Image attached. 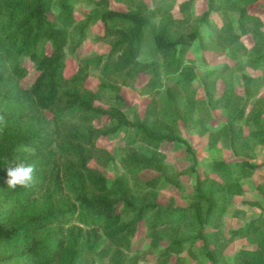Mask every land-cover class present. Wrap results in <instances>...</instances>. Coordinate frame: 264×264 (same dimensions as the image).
<instances>
[{"label":"trees","instance_id":"1","mask_svg":"<svg viewBox=\"0 0 264 264\" xmlns=\"http://www.w3.org/2000/svg\"><path fill=\"white\" fill-rule=\"evenodd\" d=\"M76 1L0 0V81L7 73H10V79L16 78L7 88L0 89V264H94L92 258L97 254L101 237L115 248L112 264H125L123 251H131V239L140 224L149 230L150 248L157 251L158 264H165L170 257H178L196 242L202 243L203 256L210 264H225L223 253L227 245L235 239L258 235L255 248L251 252H239L236 264H264V234L260 236L264 216L231 231L225 241L220 242L218 238L227 198L245 193L240 182L252 177L258 166L248 160L234 164L215 160L209 164L211 177H200L195 169V150L176 132L175 124L181 119L180 85L195 78L192 68L185 64V57L190 46L201 39L198 25L191 22L188 14L194 0H186L179 6L184 20L173 18V3L149 8L143 0H119L128 3L126 11L104 10L90 15V22L101 24L100 39L108 40L110 49L105 58L84 64H94L103 78L116 81L115 84H103L96 91L83 88L88 78L87 67L69 78L64 76L68 28L74 22L73 3ZM214 1L209 0V10L198 20L208 29L210 41L221 47H237L231 58L239 64L238 71L245 66L253 71L264 68V54L259 53L264 48L262 21L247 9V4L255 0H241L245 1L244 5L230 10L238 14L235 32L231 31V26L223 29L209 23ZM55 3L54 23L48 13ZM148 41L160 61L141 63L138 60ZM244 41L254 45L256 56L248 57ZM43 42L49 43L50 54H45ZM239 51L248 58L245 66L237 60ZM22 58H28L38 73L28 89L18 84L25 76L20 67ZM161 70L165 73L164 81ZM228 71L229 66L225 65L207 77L215 84L221 82ZM140 74L147 77L145 87L150 101L143 119L130 122L120 87H134ZM241 78L243 104L234 111L230 108L233 99L238 97L236 87L225 84L220 98L213 103L212 89L204 84L208 102L213 103V107L220 105L231 111L227 122L216 134L228 140L235 156H240L239 149L246 146L244 128L250 129L253 138L260 133L259 142L264 144V97L251 106L252 78L245 74ZM104 88L113 94L118 107L104 109L95 105ZM162 93L166 111L175 117L172 120L160 119L159 97ZM69 111L79 112L87 121L88 125L82 131L67 128L63 133L60 117ZM45 113L51 115V120L46 119ZM101 117L108 119V125L92 127L91 124ZM123 128L132 130L135 142L152 149L148 154L131 150L122 160L123 166L133 174L153 171L158 175L143 182L146 189H156L162 181L177 186L179 177L196 175L188 207L163 206L155 201L138 206L125 179L107 182L89 167L91 161H97L101 167L107 166L111 157L97 147V142ZM198 134L205 135L206 128ZM164 143L183 146L191 166L168 175L165 157L159 152ZM21 160L35 166L33 181L28 188L10 189L7 168ZM60 173L72 184V203L60 202L54 196ZM50 186H53L52 190ZM259 190L264 196V188L261 186ZM41 196L45 197L42 204L38 202ZM123 209L133 212L135 217L123 221ZM184 222L196 226L195 235L185 238L170 233L172 236L166 246L158 249L165 241L158 230ZM92 227L100 228L102 235ZM83 228L90 229L85 231ZM207 230L213 232L207 233ZM108 255L105 252L104 256ZM131 264H137V260Z\"/></svg>","mask_w":264,"mask_h":264},{"label":"rangeland","instance_id":"2","mask_svg":"<svg viewBox=\"0 0 264 264\" xmlns=\"http://www.w3.org/2000/svg\"><path fill=\"white\" fill-rule=\"evenodd\" d=\"M56 1L57 0H55V2ZM184 1L186 0H143L149 8H153L158 4L173 3L174 7L171 14L176 20H184L183 18L185 16L183 17V14L179 10V6ZM244 4L245 1L241 2V0H236V3L235 0L228 3L215 0L211 7L212 10H214L211 11L208 18L209 23L219 28L223 27V29H227L231 26V31L235 32L238 14L237 11L230 10H235V8ZM247 6L249 13L260 18L262 21V28L264 29V0H255L247 4ZM127 8L128 3L119 0H77L73 3L74 22L71 27L68 28V41L65 48V78H69L77 74L79 69L87 67L86 72L88 73V78L83 83V88L85 90L96 91L99 89V86L103 84H115L116 81L114 79L103 78L100 74V70L97 69L94 64H84L96 58H105L110 49L109 41L100 39L102 36L101 24H93V22L89 21V16L98 14L104 10L126 11ZM56 10L57 5L55 3L53 10L48 13L49 19L54 23L56 22ZM207 10H209V0H194L190 4L188 11L192 19L191 22L193 24L196 23L199 27L201 39L195 41L190 46L185 57V64L192 68L195 78L189 83L180 85L181 102L179 115L181 119L175 124V126L177 125V135L187 140L195 150L197 158L195 169L197 175L200 177L209 175V164L215 160H224L229 164L248 160L257 165L261 170V167L264 166V144L259 142L262 135L259 133L256 138H253L250 134V129L244 128L243 132L246 138V146L239 149L240 156H235V152L230 149L228 140L222 135L216 134L225 122H227L231 111L222 109L220 105L215 107L212 105L214 101L220 98L225 84L230 85L231 88L233 87L235 89L236 87V89H238V97L233 99L230 109L234 111L243 104L244 86L241 78L242 74L252 78V87L250 89L252 98L249 104L252 106L254 103H257L264 97V68L255 72L245 66L244 64H246L248 58L243 57L241 51H239L237 60L245 67H243L242 71H238L239 64L235 63V59L231 58V54L235 52L237 47L227 48L212 43L209 38L208 29L203 22H198L199 18H201L203 13L207 12ZM242 40H244V38ZM244 42L247 44L246 41ZM41 46L44 48L45 54H50L51 48L48 42H43ZM246 47H248V57L256 56V49H254L252 43L247 44ZM259 53L264 54V48L259 51ZM138 60L141 63H147L153 60L160 61V58L154 54L152 44L148 41ZM225 65L229 66V71L225 74L221 82L212 84V78L209 79L207 76ZM20 67L23 69L25 76L19 81L17 80L18 84L21 88L28 89L35 82L38 73L33 63L30 62L28 58L21 59ZM160 76L162 81H164L165 73L163 70H161ZM10 78V73H7L6 78L0 81V89L7 88L10 82L16 81V78ZM146 82L147 77L140 74L136 79L134 87H120V93L128 106V109L125 110V114L130 122H133L136 118L142 120L144 117L145 108L150 101L149 92L145 87ZM204 84L212 89L213 103L208 102ZM159 104L161 120H172L175 118L174 115L168 114L166 111L163 93L159 97ZM95 105L104 109L118 107L113 94L107 88L100 90V99L95 102ZM252 110L250 112H253ZM262 112H264V107L262 108ZM45 117L51 120V115L45 113ZM60 119L63 133H65L64 130L67 128L82 131L88 125L87 121L82 119L80 113L77 111H69L62 115ZM262 119H264V114ZM91 125L92 127L100 128L108 125V119L106 117H101L95 120ZM203 128H206V134L200 136L198 133ZM97 147L107 152L111 160L105 167H101L97 161H91L89 167L99 172L107 182H111L117 178L125 179L129 187L133 190L136 205L140 206L147 202L155 201L163 206L171 205L182 208L189 206V195L192 194L194 190L196 175L186 174L179 177L177 179V186L162 181L156 189H146L143 186V182L158 175L153 171L133 174L123 166L122 160L129 151L136 150L142 154H148L152 151V149L146 145L133 140L132 130L130 128H123L118 133L108 138L100 139L97 142ZM159 152L165 157L164 164L166 166V173L170 176L180 171L187 170L191 166L187 154L184 151V147L181 145L177 146L171 143H164L159 148ZM61 172H63V169ZM258 172V178H255L256 181L249 180L244 185L245 189L248 191L251 190L252 193H248L247 191L244 199L235 198V196L227 198L228 205L225 209L220 227L218 228V238L220 242L227 240L231 231L245 227L251 220L264 214V212L255 210L254 206L251 204L242 203V200L253 202L251 200L258 201L260 199V197L257 199L255 198L254 191L257 186L264 182L260 181L263 179L264 173L263 171ZM58 181V187L54 196L60 202L72 203L74 201V195L72 193L71 182L67 181L62 173H60ZM52 189L53 186H50V190ZM257 190L259 193H262L258 188ZM38 199V202L42 204L45 197L41 196ZM258 202H261V200ZM121 216L123 221H129L135 217L133 212H128L126 209H123ZM92 228L97 230L100 236L102 235V230L100 228ZM83 229L86 231L90 228ZM195 230L196 226L189 225L188 222L170 225L161 230L159 229L158 232L164 236L165 239L163 240L165 241L159 244L158 249L166 246V241L170 239L169 237L171 234L173 235V233H176L178 237L191 238L195 235ZM206 232L209 233L213 231L207 230ZM262 234H264V229L261 231L260 236ZM258 238L259 235L251 238H239L232 241L227 245L223 253L224 263L236 264L239 252H251L255 248V243ZM150 242L149 230L146 229L144 224L138 225L136 233L131 239V251H123L122 258L124 259V263L131 264L133 261L137 260V264H158V253L150 248ZM201 244V242H196L192 247H186L182 254L178 257H170L166 260L165 264H210L203 256ZM105 252H108V257L104 256ZM114 256L115 248L108 244L104 237H101L98 243L97 254L92 258L93 263L112 264L111 259Z\"/></svg>","mask_w":264,"mask_h":264},{"label":"clouds","instance_id":"3","mask_svg":"<svg viewBox=\"0 0 264 264\" xmlns=\"http://www.w3.org/2000/svg\"><path fill=\"white\" fill-rule=\"evenodd\" d=\"M35 166L32 163H27L21 160L15 163L14 166L7 168V186L10 189H15L17 186L28 188L33 181Z\"/></svg>","mask_w":264,"mask_h":264},{"label":"crops","instance_id":"4","mask_svg":"<svg viewBox=\"0 0 264 264\" xmlns=\"http://www.w3.org/2000/svg\"><path fill=\"white\" fill-rule=\"evenodd\" d=\"M258 71V70H257ZM256 72V71H255ZM250 163H252V162H250ZM253 164V163H252ZM258 171H263V173H264V166L263 167H261V170H260V168H257L256 169V171L254 172V175L252 176V177H250V178H246V179H243L241 182H240V184H241V186H242V189H243V191L245 192L242 196H235V198L236 197H238V198H241V199H244V197H245V194H246V192L248 191L247 189H245V187H244V185H245V183L247 182V181H249V180H253V181H256V179L255 178H258ZM258 172V173H257ZM259 180V179H258ZM260 181H264V177H263V179L262 180H260ZM262 184H264V182L262 183ZM259 185V186H257L256 188H255V191H254V193H255V198L257 199V198H259L260 197V199L259 200H261V202H258V201H256V200H251V201H253V202H250L249 200H247V201H249V202H246V200H242V203L243 204H251L252 206H254V208H255V210H257L258 212H264V196H263V194L262 193H259V191L257 190V188L259 189V187H263L264 185ZM248 193H252L251 192V190L250 191H248ZM244 201V202H243ZM260 216H264V214L263 215H260ZM259 216V217H260ZM259 217H257V218H259ZM256 218V219H257ZM240 229V228H239ZM238 230V229H237Z\"/></svg>","mask_w":264,"mask_h":264}]
</instances>
